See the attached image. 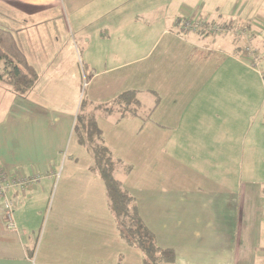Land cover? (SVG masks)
I'll list each match as a JSON object with an SVG mask.
<instances>
[{"label": "crops", "instance_id": "1", "mask_svg": "<svg viewBox=\"0 0 264 264\" xmlns=\"http://www.w3.org/2000/svg\"><path fill=\"white\" fill-rule=\"evenodd\" d=\"M100 1L110 12L108 29L86 32L81 45L91 67L86 112L95 115L105 144L120 161L127 151L202 155L199 164L182 166V213H142L133 198L157 246L174 252L173 261L161 264H264V166L251 156L264 154V81L238 32L249 18L262 27L256 55L264 69V0ZM0 5L7 14L60 6L58 0ZM180 21L205 32L195 35ZM72 23L70 33L81 28L75 17ZM208 23L219 27L215 35ZM0 27L19 42L14 28ZM22 52L38 79L29 96H11L5 105L0 166L38 180L7 194L14 230L0 199V264H143L141 250L120 238L105 184L77 140L78 78L67 56L53 51L33 60ZM127 91L137 92L147 121L106 111ZM205 155H216L214 162ZM116 179L133 191L132 183ZM166 201L172 205L168 195Z\"/></svg>", "mask_w": 264, "mask_h": 264}, {"label": "rangeland", "instance_id": "2", "mask_svg": "<svg viewBox=\"0 0 264 264\" xmlns=\"http://www.w3.org/2000/svg\"><path fill=\"white\" fill-rule=\"evenodd\" d=\"M58 1L60 4L59 9L46 10L44 13L39 14H28L17 12L16 10L7 14V8L2 9L1 7L3 6L0 5V24L4 27L14 28V32L17 31L19 33L17 35L19 40L18 45L31 59L37 54L43 55V53L50 56L53 51H60L62 55L67 56L68 66L70 67L68 70L70 73H76L78 78L76 81V90L79 108L81 100H84V102L87 101V89L84 82H86V77L89 76L91 68L86 65L81 38L86 32L99 28L108 29L110 12H105L107 7L105 8V3L100 0ZM110 2L112 4L116 2V0H110ZM112 9L113 7L111 10ZM73 17L80 22L79 26H81V28L78 30L72 28L71 36L68 24L73 22ZM246 22L248 23L247 26L241 25L238 27L240 36L248 40L246 41L243 38L244 41L242 40L241 47L243 50L248 49L247 52H249L250 55L252 54V62L250 61L251 63L249 64L258 71V77L264 81V69L260 65L259 57L256 55L258 50L257 46L260 45L258 41H261L263 38L261 32L262 27L256 25L253 18H249V21ZM212 26L215 25L208 23V30L211 31V34L217 33V31L213 30ZM217 28L219 27L216 26V29ZM191 31L195 32V30ZM195 35H198V33ZM76 50H78V55ZM28 93L26 94L27 96H29ZM42 93L43 91L38 92L37 96L40 97ZM11 96L18 99L25 95H16L10 87L0 82V121L4 119L5 105L9 106V99ZM117 112H113L112 114H116ZM139 114H141L140 111ZM131 118L135 120L136 124H139V117H130L129 119ZM132 140L133 139L127 138L125 142L129 144ZM176 145L178 144L175 143V146ZM112 156L115 158L113 153ZM119 156L123 158V161L118 164L115 177L133 184L131 187L133 191L130 189L129 192L124 187L123 189L133 198L134 196L137 197L136 204L139 205L138 208L142 210V213H182V203L179 199L181 187L180 183H178L182 179L181 176L186 175V173H182V166H185L186 163L199 164V158L202 155H187L176 153V151L174 153L173 151H169L167 155L164 152L150 154L127 151ZM205 156L208 157L207 161L210 162H214L213 157H216V155ZM221 156L224 157L227 155ZM237 156L239 161L243 159L241 158L242 155ZM243 156L249 157L250 155ZM251 156L254 157L255 165L264 166V164L261 163L264 161V154ZM171 162L172 165H170ZM127 167L130 168L129 173H125ZM171 179L172 187L169 186ZM167 195L170 200L172 199V205L166 203Z\"/></svg>", "mask_w": 264, "mask_h": 264}, {"label": "trees", "instance_id": "3", "mask_svg": "<svg viewBox=\"0 0 264 264\" xmlns=\"http://www.w3.org/2000/svg\"><path fill=\"white\" fill-rule=\"evenodd\" d=\"M200 27L191 22L187 30H195L197 33L205 32L199 30ZM212 28L219 31L216 26H212ZM37 79V71L27 61L14 35L0 27V82L10 87L16 95L24 96L34 88ZM87 79L88 77H86V81ZM137 96L136 91L121 93L109 104H106L108 106L106 111L117 110L120 119L139 117L143 121H147L149 114L146 116L139 114L140 101ZM86 106L87 101L81 100L74 131L79 144L90 151L94 162L93 169L105 184L109 207L120 238L128 246L141 250L143 264H161L173 261L174 252L171 249L157 246L154 236L141 221L133 197L123 189L122 183L115 178V169L121 161L112 156L109 147L103 140L101 130L97 126L95 115L87 113ZM125 171L129 173L130 168L127 167Z\"/></svg>", "mask_w": 264, "mask_h": 264}, {"label": "built area", "instance_id": "4", "mask_svg": "<svg viewBox=\"0 0 264 264\" xmlns=\"http://www.w3.org/2000/svg\"><path fill=\"white\" fill-rule=\"evenodd\" d=\"M178 24H182V28L188 29L190 27V23L179 22ZM248 51V49H246ZM38 180L37 175H32L30 177L24 176L18 172L7 173L0 166V199H3V206L5 209L4 218L6 222V226L10 230L15 229V225L13 222V201L7 197L8 192L11 189H21L23 190L27 186Z\"/></svg>", "mask_w": 264, "mask_h": 264}]
</instances>
